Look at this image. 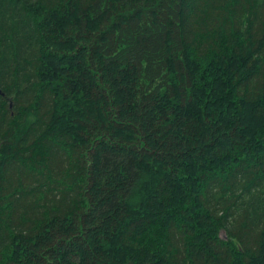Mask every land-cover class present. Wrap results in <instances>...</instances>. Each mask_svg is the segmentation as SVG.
Listing matches in <instances>:
<instances>
[{"label": "trees", "instance_id": "16d2710c", "mask_svg": "<svg viewBox=\"0 0 264 264\" xmlns=\"http://www.w3.org/2000/svg\"><path fill=\"white\" fill-rule=\"evenodd\" d=\"M0 89V264H264V0H0Z\"/></svg>", "mask_w": 264, "mask_h": 264}, {"label": "water", "instance_id": "95a60500", "mask_svg": "<svg viewBox=\"0 0 264 264\" xmlns=\"http://www.w3.org/2000/svg\"><path fill=\"white\" fill-rule=\"evenodd\" d=\"M3 92H2V90L0 89V94H2Z\"/></svg>", "mask_w": 264, "mask_h": 264}, {"label": "rangeland", "instance_id": "374dc122", "mask_svg": "<svg viewBox=\"0 0 264 264\" xmlns=\"http://www.w3.org/2000/svg\"><path fill=\"white\" fill-rule=\"evenodd\" d=\"M225 233L224 232H222V235H224Z\"/></svg>", "mask_w": 264, "mask_h": 264}]
</instances>
